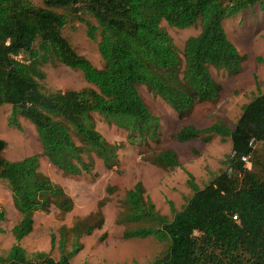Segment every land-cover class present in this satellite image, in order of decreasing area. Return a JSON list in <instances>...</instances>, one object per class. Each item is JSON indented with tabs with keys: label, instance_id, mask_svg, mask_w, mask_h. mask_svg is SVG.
<instances>
[{
	"label": "trees",
	"instance_id": "16d2710c",
	"mask_svg": "<svg viewBox=\"0 0 264 264\" xmlns=\"http://www.w3.org/2000/svg\"><path fill=\"white\" fill-rule=\"evenodd\" d=\"M256 5L264 8V0H0V106H10L8 127L20 129L19 119L28 120L40 144V154L11 161L4 158L6 143L0 139V182L20 215L10 228L15 241L0 264H73L78 249L73 241L71 250L63 247L65 240L59 243L57 259L44 251L33 258L19 244L31 232L35 212L53 204L62 212L72 208L71 199L41 171L39 156L73 176L90 173L93 155L105 167L116 164L117 144L106 142L95 128L93 112L121 128L131 144L147 143L149 132L157 136L159 118L140 97L138 85L179 116L195 104L215 102L218 89L208 66L235 71L246 58L222 22ZM162 20L178 29L199 25V33L184 41L182 74L172 68L176 46ZM73 23L96 41L100 68L61 35ZM49 64L80 70L90 86L45 87L43 68ZM242 120L254 142L248 149L234 147L224 168L202 187L184 170L191 194L178 210L168 201L170 217L156 209L140 181L124 191L116 218L122 237L166 243L146 264H264V93L244 105ZM233 134L216 122L207 128L184 125L173 137L209 141ZM247 151L250 169L241 160ZM148 161L163 169L180 167L170 148ZM4 218L0 209V221ZM93 220H101L99 212Z\"/></svg>",
	"mask_w": 264,
	"mask_h": 264
},
{
	"label": "rangeland",
	"instance_id": "374dc122",
	"mask_svg": "<svg viewBox=\"0 0 264 264\" xmlns=\"http://www.w3.org/2000/svg\"><path fill=\"white\" fill-rule=\"evenodd\" d=\"M160 26L176 46L177 57L172 68L182 74L184 41L199 33V25L178 29L169 27L162 20ZM222 26L230 41L246 58L235 71L208 66L218 89L215 102L195 104L187 114L179 116L143 85H138L140 97L159 118L157 136L149 132L148 137L152 138L147 143L131 144L121 128L93 112L91 120L95 128L106 142L117 144L116 164L105 167L93 155L90 173L73 176L62 173L45 157L39 156L41 171L71 199L72 208L62 212L53 204L46 211L34 213L31 232L19 241L28 255L36 258L39 251H44L57 259L59 243L65 240L64 248L71 250L72 241L78 247L70 259L73 264H146L165 249V242L152 237H122L123 227L116 223V218L124 191L140 181L156 209L170 217L168 201L178 210L191 194L184 170L189 171L196 184L202 187L224 168L223 161L234 147L240 145L242 149H248L254 142L242 119L244 105L264 93V8L259 5L251 7L225 19ZM61 35L77 54L94 67H101L96 41L86 36L81 24L66 25ZM43 69L46 74L43 84L49 89L90 86L80 70L70 69L63 64H49ZM9 112V105L0 106V139L6 143L2 153L4 158L15 161L40 154V144L33 125L28 120L19 119L20 129L8 127L6 120ZM216 122L228 125L234 134L223 140L214 138L209 141L193 139L178 142L173 137L184 125L207 128ZM165 148L176 153L180 167L163 169L148 161V158ZM0 209L5 212L4 220L0 221L2 257L15 241L10 228L19 221L20 215L12 204L9 189L1 182ZM97 212L101 216L99 222L93 220ZM52 238L54 243L51 247Z\"/></svg>",
	"mask_w": 264,
	"mask_h": 264
},
{
	"label": "built area",
	"instance_id": "2783aa9c",
	"mask_svg": "<svg viewBox=\"0 0 264 264\" xmlns=\"http://www.w3.org/2000/svg\"><path fill=\"white\" fill-rule=\"evenodd\" d=\"M21 56H17V58H20ZM241 160L243 162V166L246 168V169H250L251 167V161L249 159V155H242L241 156Z\"/></svg>",
	"mask_w": 264,
	"mask_h": 264
}]
</instances>
